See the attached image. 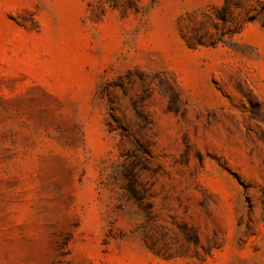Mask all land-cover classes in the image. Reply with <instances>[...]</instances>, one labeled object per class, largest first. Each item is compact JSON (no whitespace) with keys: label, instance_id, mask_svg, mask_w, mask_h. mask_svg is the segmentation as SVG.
I'll return each instance as SVG.
<instances>
[{"label":"rangeland","instance_id":"1","mask_svg":"<svg viewBox=\"0 0 264 264\" xmlns=\"http://www.w3.org/2000/svg\"><path fill=\"white\" fill-rule=\"evenodd\" d=\"M0 264H264V0H0Z\"/></svg>","mask_w":264,"mask_h":264}]
</instances>
